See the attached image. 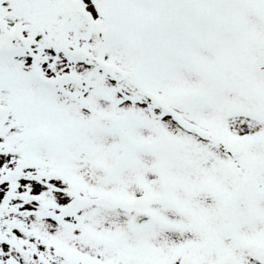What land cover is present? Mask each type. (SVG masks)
Instances as JSON below:
<instances>
[{
	"label": "snow or ice",
	"instance_id": "6c2138e0",
	"mask_svg": "<svg viewBox=\"0 0 264 264\" xmlns=\"http://www.w3.org/2000/svg\"><path fill=\"white\" fill-rule=\"evenodd\" d=\"M0 264H264V0H0Z\"/></svg>",
	"mask_w": 264,
	"mask_h": 264
}]
</instances>
